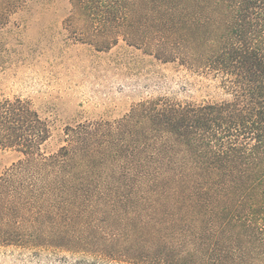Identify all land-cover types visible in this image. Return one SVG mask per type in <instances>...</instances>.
<instances>
[{
    "label": "trees",
    "instance_id": "1",
    "mask_svg": "<svg viewBox=\"0 0 264 264\" xmlns=\"http://www.w3.org/2000/svg\"><path fill=\"white\" fill-rule=\"evenodd\" d=\"M28 0H0V29ZM94 48L123 38L219 79L230 99L166 98L66 127L0 101V246L96 249L109 263L264 264V0H76ZM88 25V24H87ZM83 251V250H82Z\"/></svg>",
    "mask_w": 264,
    "mask_h": 264
},
{
    "label": "rangeland",
    "instance_id": "2",
    "mask_svg": "<svg viewBox=\"0 0 264 264\" xmlns=\"http://www.w3.org/2000/svg\"><path fill=\"white\" fill-rule=\"evenodd\" d=\"M75 1L28 0L0 29V101L26 100L48 122L51 136L45 152L65 145L66 127L108 128L143 101L202 104L230 99L219 79L159 60L121 37L107 50L94 48L81 35L89 33L90 24L75 9ZM19 159L16 151L0 148V175ZM94 251L74 244L0 246V264H127L109 263Z\"/></svg>",
    "mask_w": 264,
    "mask_h": 264
}]
</instances>
